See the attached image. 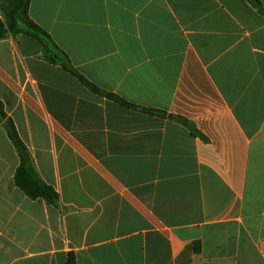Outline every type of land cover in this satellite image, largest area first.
I'll use <instances>...</instances> for the list:
<instances>
[{
	"label": "crops",
	"instance_id": "0c3cea01",
	"mask_svg": "<svg viewBox=\"0 0 264 264\" xmlns=\"http://www.w3.org/2000/svg\"><path fill=\"white\" fill-rule=\"evenodd\" d=\"M258 1L31 0L89 82L166 117L91 93L28 36L0 41V102L60 196L15 186L0 123V264H264Z\"/></svg>",
	"mask_w": 264,
	"mask_h": 264
},
{
	"label": "trees",
	"instance_id": "16d2710c",
	"mask_svg": "<svg viewBox=\"0 0 264 264\" xmlns=\"http://www.w3.org/2000/svg\"><path fill=\"white\" fill-rule=\"evenodd\" d=\"M3 0H0V4ZM9 2V11L5 12V20H0V41L13 36L19 35L28 36L39 42L43 48V59L51 65L62 67V69L77 79L79 83L87 88L91 93L114 101L119 105L136 110L140 113L150 116L164 118L166 114L160 111L149 110L129 104L116 95L106 93L100 88L89 82L83 75H81L72 65L69 57L55 44L52 38L36 25L29 18V8L31 0H7ZM257 8L261 7L258 0H248ZM178 123L187 127L194 136L203 138V135L195 128L193 124L181 117L170 116ZM0 123L7 131L8 137L15 146L20 158V166L15 175V186L22 190L29 198L33 200H45L51 206H58L60 202L59 193L52 187L45 184L38 176L33 168L31 154L21 139L13 120L6 114L3 103L0 102ZM69 264H75L73 254L69 256Z\"/></svg>",
	"mask_w": 264,
	"mask_h": 264
},
{
	"label": "rangeland",
	"instance_id": "374dc122",
	"mask_svg": "<svg viewBox=\"0 0 264 264\" xmlns=\"http://www.w3.org/2000/svg\"><path fill=\"white\" fill-rule=\"evenodd\" d=\"M6 9V12H8L10 9H9V2L7 0H3L0 4V10H1V13H2V19L5 20V12L4 10ZM10 37H13L10 35Z\"/></svg>",
	"mask_w": 264,
	"mask_h": 264
}]
</instances>
